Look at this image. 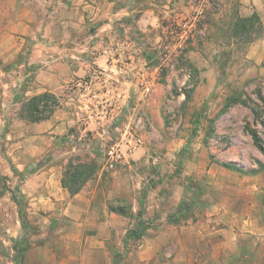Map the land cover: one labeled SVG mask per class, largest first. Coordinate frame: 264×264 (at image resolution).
I'll use <instances>...</instances> for the list:
<instances>
[{
  "label": "crops",
  "instance_id": "1",
  "mask_svg": "<svg viewBox=\"0 0 264 264\" xmlns=\"http://www.w3.org/2000/svg\"><path fill=\"white\" fill-rule=\"evenodd\" d=\"M190 1L0 0V135L4 132L10 159L17 171L24 174L18 190L30 200L28 220L35 222L41 211L49 212L47 219L52 222L59 221L64 214L71 218L67 221L72 228L71 234L66 236L73 252L69 262H59L50 250L42 248L29 251L24 264H101L100 258L111 257L107 250L110 228L116 226L119 218H127L129 213L134 223L130 226L134 225V229L139 224L150 225L148 219L153 222V227H148L147 234L141 237L142 245L131 254L137 259L136 264H230L240 260L246 264L242 260L252 253L264 254V169L250 174L248 181L252 187L245 190L244 198L241 199V194L237 198L220 195L224 202H219L216 194L208 208V219L196 220L198 214L195 211L193 218L174 222L170 216L188 201L191 194L177 192L172 193V197H164L158 189L144 192L145 188L140 186L129 188L126 179L114 172L110 189H102V194L98 190L99 183L93 187L89 181L80 193L71 196L61 184L64 166L36 164L43 155L68 145L73 151L66 166L71 157L78 155L74 152L76 148H90L98 142V137H103L107 127L122 134L123 123L120 126L117 123L125 116L129 105L123 106V101L138 91L133 84L134 72L129 68L131 64L127 62L126 50H134L140 43L130 39L144 34L146 38L153 33L158 35V19L184 17L189 12L186 4L189 5ZM132 3L140 6L135 8L130 6ZM240 3L242 17H249L256 11L264 21V0H240ZM135 13L138 16L135 23L128 18L124 22L126 28L115 29L117 17H133ZM91 15L102 19V24L89 35L84 32L83 35H88L84 42H77L76 36L82 32L75 28L77 23L73 19L85 20ZM213 16H219V13ZM123 35L129 40L124 41ZM158 39L159 36L156 41ZM25 51L29 52L28 57L18 62ZM247 57L256 65L264 62V38L251 43ZM136 62L138 64L141 60L137 58ZM194 67L199 69L198 74L210 79L215 76L214 70L207 71L201 63L194 64ZM183 76L182 80L191 77L188 74ZM86 81L99 85L102 92L109 84L119 86L118 91L122 94L119 105L124 111L116 123L73 117L71 110H76V105L72 99L78 96ZM30 82L34 86L25 85ZM159 85L167 86L160 81ZM44 92L60 98V107L49 119L41 122L29 123L21 119L19 114L25 98ZM17 96L13 103V107L17 106V113L11 116L9 100ZM146 110L154 116L158 109ZM151 115L145 114L143 119L149 122ZM127 118L131 119V115ZM86 134L92 135L93 139L87 142L83 138ZM142 137L143 144L127 156L141 157L145 145ZM29 167L33 171L25 174ZM102 172L101 168L100 177ZM6 175L10 177L9 173ZM124 199L131 202L130 210L117 206ZM65 201L66 205H63ZM223 211V215L232 217L221 226L223 220L216 214ZM151 260L156 262L150 263ZM250 264L260 263L250 261Z\"/></svg>",
  "mask_w": 264,
  "mask_h": 264
},
{
  "label": "rangeland",
  "instance_id": "2",
  "mask_svg": "<svg viewBox=\"0 0 264 264\" xmlns=\"http://www.w3.org/2000/svg\"><path fill=\"white\" fill-rule=\"evenodd\" d=\"M130 6L137 8L140 5L132 3ZM240 6V0H215L213 8L201 20L194 38L190 39L184 48L178 50L172 45L174 33L178 31L176 20H169L167 17L158 19V35L153 33L150 38H146L144 34L130 39L140 43L135 45L134 51L141 62L156 66L170 55L173 67L165 68L160 77V82L167 86H156L154 93L146 99H141L139 93L132 95L125 116L117 123L119 126L122 123L124 125L133 115L137 121L136 116L151 115L147 108L158 109L155 110L154 116H149L151 118L149 122L145 120L146 129L141 126L140 134L145 138V145L140 158L134 159L126 154L114 171H104L100 177L99 172L103 164L100 150L114 144L121 136L119 130L114 128L110 130L108 127L103 132V137H98V142L90 148H76L74 151L78 155L71 157V161L97 164L98 170L90 180V184L95 187L99 183L98 190H101V194L102 189L106 191L110 189L114 172L126 179V187L129 188L140 186L145 188L144 192H148V189H158L164 197H172L170 196L172 193L175 195L177 192L180 194L187 192L191 194L188 201H185L188 209L183 216H178L184 220L193 218L195 211L198 214L196 220L208 219V208L216 194V201L219 202H224V198L220 199V195L237 198L238 194H241V199L244 198L247 189L252 187V183L248 181L251 170L257 169L261 163L264 165V152L258 147L251 134V131L256 132L258 143L264 149V62L256 65L247 57L251 43L264 38V21L259 16V21L254 23L252 29L247 32L238 31L236 34V30L239 29L236 26L238 18L242 17L239 13ZM214 13H219V16H213ZM254 13L258 14L256 11ZM136 14L133 17H117L115 29L126 28L124 22L128 18L135 23L134 20H138ZM73 20L76 25H80L78 27L75 25V28L82 32L77 34V42H84L85 37L103 22L94 15L85 17V20ZM84 32L88 35H83ZM158 36L159 39L156 41ZM121 37L124 41L129 40L126 35ZM143 43L145 45H142ZM28 53L25 51L17 61H24ZM196 63H201L202 68L207 71L214 70V78L210 79L198 74L199 69L194 67ZM184 74L191 77L182 80ZM25 85L34 86L32 82ZM30 98H25L23 103ZM17 99L18 96L9 100V109L12 108L9 110L11 116L17 113V106L13 107ZM59 100L61 105V99ZM129 110H132L130 114H128ZM134 110L141 111L139 113ZM129 115L131 119L127 118ZM116 122L117 120L113 123ZM73 130L75 132V129ZM4 138L2 132L0 135V264L27 263L28 252L42 248L50 250L59 262H69L71 253L73 254L66 238L68 233L72 232L67 221L71 219L69 216L62 214L59 221L52 222L47 219L49 212L41 211L35 222L27 219V225L24 227L19 223L20 208L27 218L30 214L27 210L30 200L19 193V183L24 174L19 173L12 163L10 148ZM83 138L87 142L93 139L90 134L84 135ZM72 149L68 145L56 148L43 155L36 164L53 165L57 168L64 166L66 169L65 163L68 156H71ZM223 163H234L243 171L226 168ZM31 171H33L32 167H29L25 174ZM7 173L10 177L6 175ZM128 199L130 200V196ZM128 199H124L117 206L121 205L130 210L131 202ZM63 205H66V201ZM176 213L178 211L173 212V216ZM224 213L223 211L216 214L223 220L221 226L232 217L229 214L225 216ZM129 214L127 218H119L116 226L110 228L111 239L107 243V250L111 252V257L100 258L101 264H114L115 260L119 264L137 263V259L131 257V254L142 245L143 238L135 239L131 235L134 225L130 226V224L134 223L130 220ZM148 220L150 225L142 226L153 227L151 219ZM146 234L147 231L144 232V235ZM159 259L164 261L162 257ZM242 261L246 264H250V261L264 264V254L252 253ZM154 262L156 260L150 261V263ZM230 264L242 263L240 260Z\"/></svg>",
  "mask_w": 264,
  "mask_h": 264
},
{
  "label": "built area",
  "instance_id": "3",
  "mask_svg": "<svg viewBox=\"0 0 264 264\" xmlns=\"http://www.w3.org/2000/svg\"><path fill=\"white\" fill-rule=\"evenodd\" d=\"M214 1L191 0L189 5L186 4L189 12L184 17L176 20V28L178 31L174 33V43L172 44L175 49L184 48L187 42L194 38L201 20L213 8ZM126 53L127 62L131 64L129 68L134 72L133 84L138 88L136 93L140 94L141 99H146L154 93V88L159 84L164 69H171L173 67L170 61L171 56H166L156 66H150L148 62L144 61L137 64V58L133 49L127 48ZM118 89V85L109 84L104 87L102 92L99 85L86 81L81 85L78 96L72 99L76 105V110H71L73 117L75 119L86 118L98 123L109 120L114 122L124 111L120 110L122 106L120 107L119 102L122 101V94H120ZM131 97V95L126 97L127 99L123 101V106L126 103L129 104ZM134 111H139L140 113L141 110ZM133 116L131 120L124 123L120 139L109 147L100 150L103 160V171H114L117 164L125 158L126 154L131 153L143 144V137L140 134V130L141 126L145 128V120L142 116H136V121Z\"/></svg>",
  "mask_w": 264,
  "mask_h": 264
},
{
  "label": "trees",
  "instance_id": "4",
  "mask_svg": "<svg viewBox=\"0 0 264 264\" xmlns=\"http://www.w3.org/2000/svg\"><path fill=\"white\" fill-rule=\"evenodd\" d=\"M256 21H259V15L256 13H254L250 17L238 18L236 26L237 28L239 27V29L236 30V34L238 33V31H249L250 28H253L254 23ZM59 107V98L50 92H44L42 94L33 96L25 103H23L20 111V117L21 119L29 123L41 122L49 119ZM251 134L258 147L264 152V149L262 148L261 144L258 143V136L256 132L251 131ZM222 165L226 168L234 169L239 172L243 171L242 168H240L234 163H223ZM262 169H264L263 163H261V165L257 169L251 170L250 174H254ZM97 170V164L92 162L90 163L69 161L61 179L62 187L66 189L71 196H75L80 193L84 186L95 176ZM17 204L20 206V202H18V200ZM187 205V202H183L179 206L178 213H176V215L174 216L171 215L170 219L174 222H179L182 218H179L178 216L184 215V212H186L188 209ZM22 211V208H20V222L21 225L24 227L27 225L28 218ZM146 229L147 227H144L139 224L135 227L134 230L131 231V235L135 239H141ZM114 264H119V262L115 260Z\"/></svg>",
  "mask_w": 264,
  "mask_h": 264
}]
</instances>
